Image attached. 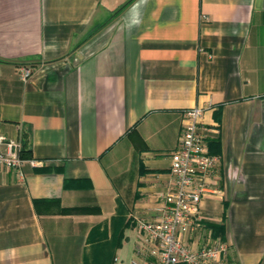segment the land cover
Returning <instances> with one entry per match:
<instances>
[{
	"label": "crops",
	"instance_id": "obj_1",
	"mask_svg": "<svg viewBox=\"0 0 264 264\" xmlns=\"http://www.w3.org/2000/svg\"><path fill=\"white\" fill-rule=\"evenodd\" d=\"M195 106L220 177L199 215L224 229L193 245L264 264V0H0V133L30 149L0 168V264H133Z\"/></svg>",
	"mask_w": 264,
	"mask_h": 264
},
{
	"label": "built area",
	"instance_id": "obj_2",
	"mask_svg": "<svg viewBox=\"0 0 264 264\" xmlns=\"http://www.w3.org/2000/svg\"><path fill=\"white\" fill-rule=\"evenodd\" d=\"M30 68L20 70L27 81ZM205 108L195 106L184 111L177 148L170 155L171 189L162 196L161 215L154 220L132 216L138 232L133 264H218L226 254L219 240L195 247L206 227L199 215L200 202L215 194L219 186V160L209 154L205 142ZM21 144L0 133V168L17 172L23 159Z\"/></svg>",
	"mask_w": 264,
	"mask_h": 264
},
{
	"label": "trees",
	"instance_id": "obj_3",
	"mask_svg": "<svg viewBox=\"0 0 264 264\" xmlns=\"http://www.w3.org/2000/svg\"><path fill=\"white\" fill-rule=\"evenodd\" d=\"M29 153H30V149L28 146V142L25 140H23L22 144H21V150L19 152V156L21 159L25 160V159H29ZM33 205L35 207V209H39L40 205H45V208L48 209V211L50 209L55 210L56 213L61 214V215H68V214H79V213H87V212H97V209L94 208H63L60 206V202L58 200H34L33 201ZM205 224V222H204ZM207 228H210L212 231V236L214 238L217 237H221L223 234V226L222 225H217V224H205Z\"/></svg>",
	"mask_w": 264,
	"mask_h": 264
}]
</instances>
